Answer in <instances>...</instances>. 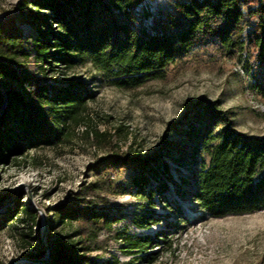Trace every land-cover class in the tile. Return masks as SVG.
<instances>
[{
  "label": "rangeland",
  "instance_id": "374dc122",
  "mask_svg": "<svg viewBox=\"0 0 264 264\" xmlns=\"http://www.w3.org/2000/svg\"><path fill=\"white\" fill-rule=\"evenodd\" d=\"M16 2L0 0V16L4 11L15 13ZM173 3L141 0L134 9L137 26L150 29L152 19L169 11ZM19 26L26 35L33 32L28 19ZM248 30L246 25L245 40ZM247 50L246 46L240 55L232 56L214 41L198 44L170 63L163 78L128 88L111 84L86 59L71 65L51 59L41 63L45 72L33 56L25 60L30 71L50 83L81 82L89 96L76 118L59 125L64 129L58 140L24 148L0 162V218L8 219L0 229V264L29 261L27 253L42 248L38 261L46 260L60 237L78 240L90 248L82 251L97 261L264 264V209L212 216L198 207L189 195L197 162L191 157L192 143L180 131L186 127L180 122L202 100L216 101L219 108L228 110L236 130L264 134V98L252 85ZM112 155L154 158L150 164L156 177L149 175L147 187L158 186L161 192L150 199L147 188L143 196L137 194L130 183L132 167L104 169ZM20 201L35 209L36 226L9 216ZM85 205L101 208L116 219L90 233L88 221L58 217L63 207ZM148 214L156 222L144 227L135 223ZM127 233L157 235L159 241L144 250L130 245L123 236Z\"/></svg>",
  "mask_w": 264,
  "mask_h": 264
},
{
  "label": "trees",
  "instance_id": "16d2710c",
  "mask_svg": "<svg viewBox=\"0 0 264 264\" xmlns=\"http://www.w3.org/2000/svg\"><path fill=\"white\" fill-rule=\"evenodd\" d=\"M140 1L17 0L15 13L4 11L0 16V162L24 148L58 140L64 129L59 125L76 118L89 96L81 82L68 80L59 86L30 71L24 62L30 56L40 62L42 71L41 63H51V59L67 65L86 59L111 84L128 88L163 78L170 63L198 44L214 41L232 56L240 55L247 46L252 85L264 98V0H174L169 11L152 19L150 29L136 24L134 9ZM27 19L33 27L29 35L19 26ZM182 121L186 127L180 131L192 143L191 157L197 162L189 195L198 207L212 216L264 209V134L236 130L229 111L219 108L216 101L198 100L191 116ZM150 161L156 160L112 155L104 169L129 165L134 170L130 176L134 191L143 196L147 188L150 199L161 192L158 186L147 187L149 175L156 177ZM11 212V218L15 215L29 227L36 226L37 213L27 202H18ZM58 217L61 221L86 220L90 233L101 225L109 227L116 219L89 205L63 207ZM7 220L0 218V229ZM153 222L152 214L135 220L142 227ZM123 236L130 245L144 250L159 241L157 235ZM35 237L40 241L37 234ZM78 243L60 237L46 260L38 261L44 254L42 248L27 253L29 261L15 264H134L97 261L86 254L90 248Z\"/></svg>",
  "mask_w": 264,
  "mask_h": 264
}]
</instances>
